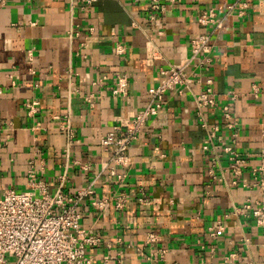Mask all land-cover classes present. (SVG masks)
Masks as SVG:
<instances>
[{"label": "crops", "instance_id": "0c3cea01", "mask_svg": "<svg viewBox=\"0 0 264 264\" xmlns=\"http://www.w3.org/2000/svg\"><path fill=\"white\" fill-rule=\"evenodd\" d=\"M149 1L0 0V198L26 188L32 160L50 191L61 175L65 193L92 188L79 205L81 227L98 238L85 250L90 264H264V228L251 211L264 210V180L253 173L264 155V0H159L155 13ZM210 7L221 26L193 66L199 82L169 96L128 148L129 165L112 167L99 139L148 104L160 68L189 57V42L210 31L196 15ZM120 76L126 95L113 96ZM208 78L218 106L206 120L218 130L203 150L194 98ZM224 147L244 160L234 185Z\"/></svg>", "mask_w": 264, "mask_h": 264}, {"label": "built area", "instance_id": "2783aa9c", "mask_svg": "<svg viewBox=\"0 0 264 264\" xmlns=\"http://www.w3.org/2000/svg\"><path fill=\"white\" fill-rule=\"evenodd\" d=\"M94 1L86 0L87 4ZM240 8L238 14H242V9L246 7L241 4ZM148 9L152 13L163 11L159 0H150ZM228 10L232 12L233 5H229ZM152 17H154L153 14ZM196 22L200 26L209 27L210 31L198 35L189 42V57L179 64L160 68L157 85L148 89V104L134 116L119 120L99 139L102 151L109 153L112 167L129 165L128 148L136 141L148 120L158 115L169 96L181 95L184 90L189 91L194 82H199V74L193 66L196 60L210 52L211 34L220 28L221 20L217 17L215 9L210 7L196 15ZM115 48L116 54L123 52L121 46ZM204 83V88L195 95L194 101L198 124L208 132L202 149L208 150L214 144L218 126L209 127L206 114L214 111L218 105L211 80L208 78ZM114 85L111 95H126L125 76L117 77ZM233 98L234 94L230 93L229 99ZM34 104L31 102L26 105L28 113L34 111ZM219 111L226 129L231 130L236 124L231 105H220ZM67 132V142L70 144L71 135L69 131ZM223 151L228 155L226 171L234 177L231 182L234 185L241 175L244 160L229 147H224ZM36 153H39L38 149ZM260 155V164L253 173L261 177L258 183L262 185L264 155ZM82 169L85 170L88 167L84 166ZM110 174L115 175L112 169ZM116 178L121 179L119 176ZM57 179L56 188L50 191L48 184L39 178L34 161L30 160L26 172V188L21 191L12 188L3 192L0 198V264H90L91 259L87 257L85 250L87 246L96 245L98 238L81 227L82 216L79 205L86 197L93 196V190L87 186L70 194L65 193L63 191L65 176H58ZM138 201L141 206L149 204L147 196L141 195ZM125 202L126 196L122 193L118 194L114 198V207L122 209ZM90 204L96 210H103L106 200L94 197L91 198ZM247 209L249 207L244 205L240 211L245 213ZM235 211L238 212V210ZM251 211L257 224L264 228L263 208L256 206ZM220 228L221 226L217 225V229ZM213 235L214 232L211 236ZM148 238L149 241L154 240L152 235Z\"/></svg>", "mask_w": 264, "mask_h": 264}]
</instances>
